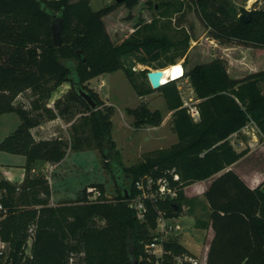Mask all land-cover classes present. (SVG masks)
<instances>
[{
    "label": "trees",
    "instance_id": "16d2710c",
    "mask_svg": "<svg viewBox=\"0 0 264 264\" xmlns=\"http://www.w3.org/2000/svg\"><path fill=\"white\" fill-rule=\"evenodd\" d=\"M190 1L219 42L264 47V8L251 9L250 20L242 22L239 13H247V9L234 0ZM122 2L132 7L138 0ZM160 4L162 12L172 5L169 0ZM115 5L93 9L90 0H0V114L14 111L20 117L18 126L0 140V150L25 156V174L19 184L0 179V203L7 207L0 221V237L11 246L7 261L0 264H153L145 244L153 237L158 215L175 217L183 210L194 214L196 206L204 207L197 197H187L183 188L225 169L247 152V147L234 148L228 139L231 133L252 120L264 138V92L260 87L264 69L233 78L224 58L195 64L188 71L183 66L182 75L190 78L199 98L196 105L200 118L195 121L182 105L174 80L157 88L150 83L144 87L120 58L139 49L157 55L170 45L175 48L173 57H186L189 35L172 42L164 36L132 35L116 43L102 19ZM182 5L183 1L173 11L181 10ZM52 13L62 17L59 46L51 40ZM117 69L123 70L138 96L154 89L162 91L168 108L173 110L177 134V141L170 146L153 149L128 166L122 163L112 138L111 105L85 85L89 79ZM64 82L70 84L65 98L86 110L82 125L92 128L96 147L116 183L118 194L113 199L103 194L101 183H95L100 191L95 200L88 201L83 188V194L74 200L50 204L47 178L30 175L35 161L56 162L66 154L68 143L64 138L35 139L31 132L32 127L55 118L57 112L68 111V104L61 105L59 100L54 101L58 111L45 102ZM28 88L37 95L30 109L14 103L15 97ZM80 88L90 93L95 108L81 97ZM126 112L133 116L136 128L161 121L159 110L151 111L144 101L127 107ZM71 124L74 140L70 146L81 149L85 137L74 122ZM145 176L165 179L175 194L144 199V216L139 219L126 198L137 196L140 191L134 182ZM203 194L208 217L194 215V225L210 224L213 228L206 264H264V188L249 187L234 170L226 169ZM30 226L34 234L28 243ZM163 245V264H180L175 255L193 254L176 239Z\"/></svg>",
    "mask_w": 264,
    "mask_h": 264
},
{
    "label": "rangeland",
    "instance_id": "374dc122",
    "mask_svg": "<svg viewBox=\"0 0 264 264\" xmlns=\"http://www.w3.org/2000/svg\"><path fill=\"white\" fill-rule=\"evenodd\" d=\"M74 1V0H69ZM163 0H138L132 7H127L123 2L115 0H90L93 9H98L111 4H116L115 7L105 14L102 19L110 38L114 42H121L132 35H137L138 38L144 35L164 36L169 42L182 38L185 34L189 35L188 48L186 57H173L175 48L170 45L166 50L158 51L157 55L146 53L145 50L139 49L124 55H121L123 63L130 67L134 72V78L141 81L144 87H148L149 81L146 77L147 70L154 69L158 64H163V67L169 65L171 60H180L184 66V71H188L195 64L207 63L215 58H224L227 61L229 71L232 75L244 76L248 69L237 71L238 66L244 67L251 64L257 59V63L264 65V47H255L244 45L237 41L221 43L213 37L207 30L203 22L200 20L194 5L190 0H169L172 5L168 11H160ZM183 1L182 9H176L180 2ZM237 6L242 5L245 9L264 8V0H234ZM155 3L156 7H153ZM157 3L160 4L157 8ZM180 7V6H179ZM173 58V59H172ZM185 58V59H184ZM244 65V66H242ZM158 67V68H163ZM264 68V67H262ZM143 72V73H140ZM175 81L178 95L180 96L182 105L189 109L195 105L196 92L193 89L192 83L188 76L181 75ZM168 81V80H167ZM166 81V82H167ZM165 82V83H166ZM89 89L98 93L104 103L111 105V134L115 141L116 147L119 150L120 158L124 165H131L140 160L147 152L156 148H166L173 142L177 141L176 133L173 129V122L170 115V109L159 89H154L143 97H139L128 78L122 69H117L112 72L101 73L85 82ZM70 84L64 82L53 91L50 98L46 99V105L54 111H58L54 106V101L59 100L62 104H68V111L60 114L57 112V118L54 122L50 119L43 121L46 137L59 136L64 138L68 147L66 149L67 159L64 164H60V168L50 170V166H44V160H38L35 164V169L30 172L31 176L46 177L50 187L51 176L59 175L61 171L68 174V179L65 180V185L70 189L64 198L53 200L54 203L60 200H74L83 194V188L87 194L88 186H83L85 183H90L89 186H95V183L103 185V194L113 199L118 194L116 183L104 164V160L96 147V138L92 128L89 125H82L83 116L86 114L85 108L78 102H74L65 98L64 93L69 88ZM262 92H264V83H260ZM37 95H34L28 88L20 92L14 100L15 104L24 106L30 109L32 100ZM140 101H144L147 107L152 111L158 109L161 113V121L158 125L144 123L139 128L134 126V118L126 112L127 107H136ZM199 111L198 107L196 106ZM56 116V117H57ZM191 116V114H190ZM192 117V116H191ZM193 119V117H192ZM194 120V119H193ZM64 121H72L78 128V133L84 135L82 141L83 147L75 149L70 146L73 142L72 122L63 126ZM20 123L19 115L14 111L4 112L0 114V140L10 132H12ZM245 138L244 147L247 151L252 147H256L261 138L259 130L256 131L257 137L251 141L246 133H241ZM251 143V144H250ZM243 147V148H244ZM264 151V148H261ZM261 156L257 157V153L253 152L246 158L240 160L236 168L246 174L254 171H264V152H260ZM17 155L14 153L0 150V162H12ZM53 162L54 161H50ZM0 179H4L0 176ZM83 186V187H82ZM99 190V189H98ZM2 189L0 188V193ZM89 194L90 197H94ZM88 195V201L95 200ZM49 202L51 204V187ZM184 211V210H183ZM185 212V211H184ZM182 213L181 225L185 227L186 233L182 236V241H196L199 246H203L206 233L197 230L194 225V219L191 216ZM7 214V213H6ZM5 215L0 217V221ZM180 239V238H179ZM10 243L0 237V261L4 263L8 259L10 251ZM29 252V249H27ZM201 263V254L196 253Z\"/></svg>",
    "mask_w": 264,
    "mask_h": 264
},
{
    "label": "crops",
    "instance_id": "0c3cea01",
    "mask_svg": "<svg viewBox=\"0 0 264 264\" xmlns=\"http://www.w3.org/2000/svg\"><path fill=\"white\" fill-rule=\"evenodd\" d=\"M256 61H257V59L252 61L251 64H248L245 66L242 65L244 67L238 66V68H240V69H237V71H243V70H246L245 68H247L248 69L247 73H250V72L260 70V69H264V68H262V67H264V65L259 64ZM227 70H228V73L230 74V76L233 78L242 77L238 74L232 75L229 71L228 65H227ZM139 97L142 98L143 96H139ZM198 100H199V98L196 97L195 105L198 102ZM172 111L173 110H170V115H169V116H171V118H172ZM57 118H60V116L52 118V119H50V121L54 122ZM199 118H200V114H199ZM199 118L196 120L194 119V120L197 121V120H199ZM71 122L72 121H67V122L64 121L63 126H66L67 124H70ZM31 132H32L35 139L47 138L46 137L47 133H46V131H44L43 122L37 126L32 127ZM241 133H245L244 132V126H242L238 131L233 132L228 136V139L233 144V146L236 150L243 149V147L246 146V145H244L245 138L243 137V135H241ZM176 136H177V134H176ZM248 136L250 137L251 141H254L253 139L257 137L256 133H255V135L248 134ZM261 148H264V138H260L259 143H257L256 147H252L251 149H249L243 156H241L235 162L231 163L225 169H223V170H221V171H219V172H217V173H215V174H213L207 178H204L201 180H196L194 182H191L190 184H187L183 188L184 194L187 197H197L201 201V203L203 204L204 207L200 208L199 206H196V208L194 210V214H189V213L184 212V211L183 212L186 213V215L191 216L193 219H194V215L200 216L203 219H207L209 209H208V207H206L207 201H206L203 193L207 189V187L210 185L212 180L226 169L234 170L244 180V182L249 187H255L257 185H260L261 188H264V171H262V172L254 171L250 174H246V173H244L241 170H238L236 168V166L240 162V160L246 158L247 156H249L253 152L257 153V157L261 156L260 152H264V151H261ZM16 155H17L16 159L12 162H0V176H3L4 179H7L11 183L19 184L23 180L24 174H25V167H24L25 156L22 154H16ZM66 159H67V153L65 154V156L61 160L56 161L54 163L50 162V161L44 162V166L48 165V166H50V170H52V169L55 170L57 168H60L59 165L60 164L63 165ZM37 161L32 163L30 172L34 171L35 166H36L35 163ZM66 179H68V174L65 173L64 171H61V173L59 175L57 174L56 176H51L50 181H49L50 187H51V204H56V203H54L53 200H58V199L64 198V196H65L64 194H67V192L70 190L68 188V186L65 185ZM89 184L90 183H85L83 186H89ZM0 195H1V193H0ZM60 201H62V200H60ZM182 213L178 216H175V218L181 220V218L185 217V216H182ZM196 228H197V230L205 232L206 236H207L205 238V241L203 242L202 247H200L199 242H196V241H193V242L188 241V242L184 243L182 241V237H180V241L185 246H187L192 252H194V253L200 252V254H201V263L200 264H206V254H207L209 242H210V240L213 236V233H214L213 228L210 224L207 225L206 227H196Z\"/></svg>",
    "mask_w": 264,
    "mask_h": 264
},
{
    "label": "built area",
    "instance_id": "2783aa9c",
    "mask_svg": "<svg viewBox=\"0 0 264 264\" xmlns=\"http://www.w3.org/2000/svg\"><path fill=\"white\" fill-rule=\"evenodd\" d=\"M189 112L193 119L196 120L199 118V111L197 110L196 106L193 105L192 107H190ZM257 130L258 128L252 120H249L244 125V132L246 134L255 135ZM173 178L177 179L178 175L174 174ZM134 185L140 192L133 198H126V201L135 208L137 217L139 219H142L144 216V199L157 196H173L175 194L173 189L168 186L167 181L163 178H157L156 180H154L151 176H145L144 178L135 180ZM87 191L89 192V194H97L92 195L94 197H90L88 194L90 198L94 199L100 194V191L94 186H88ZM6 213L7 207L0 203V217L5 215ZM180 221L181 220L176 219L175 217H164L163 215H158L156 219V225L152 230L153 237L148 243L145 244V251L147 252L149 258L152 257L153 264H163L165 254L163 245L164 241H167L169 239H176L180 243H182L179 238L182 237L184 233H186V230L185 227L181 225ZM28 233L29 235L27 241L28 243H30L34 234L33 226H30L28 228ZM192 253L193 254L182 252L175 255L174 258L176 259L177 263L180 264H200V260L198 259V257L194 252Z\"/></svg>",
    "mask_w": 264,
    "mask_h": 264
},
{
    "label": "water",
    "instance_id": "95a60500",
    "mask_svg": "<svg viewBox=\"0 0 264 264\" xmlns=\"http://www.w3.org/2000/svg\"><path fill=\"white\" fill-rule=\"evenodd\" d=\"M116 2H122L124 0H115ZM51 18V40L54 46H59L62 43L61 30H62V17L58 14L52 13ZM239 19L242 22H248L250 20V10H247V13H239ZM164 70L162 68L150 69L146 73V77L152 88H157L161 84L162 76ZM79 94L81 97L92 107L95 108L96 104L90 93L84 89H79Z\"/></svg>",
    "mask_w": 264,
    "mask_h": 264
},
{
    "label": "bare ground",
    "instance_id": "6f19581e",
    "mask_svg": "<svg viewBox=\"0 0 264 264\" xmlns=\"http://www.w3.org/2000/svg\"><path fill=\"white\" fill-rule=\"evenodd\" d=\"M252 2L253 0H249ZM164 70L161 82L165 83L169 79H175L182 75L183 73V65L180 60L171 63L162 68Z\"/></svg>",
    "mask_w": 264,
    "mask_h": 264
}]
</instances>
